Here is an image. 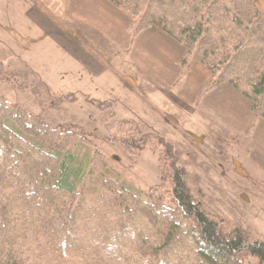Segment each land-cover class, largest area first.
<instances>
[{
	"label": "rangeland",
	"instance_id": "1",
	"mask_svg": "<svg viewBox=\"0 0 264 264\" xmlns=\"http://www.w3.org/2000/svg\"><path fill=\"white\" fill-rule=\"evenodd\" d=\"M125 15L129 27L131 18ZM128 33L132 39L140 34L132 36L129 28ZM167 39H143L142 65L128 55L115 57L114 72L97 83L64 70L63 59L57 57L56 63L52 53L17 55L0 40V97L76 133L80 138L72 137L63 147L73 157L67 166L83 168L94 160L76 192L95 188L110 207L131 208L142 218V230L155 234L163 227L159 210L152 209L156 200L172 205L176 164L193 200L212 219L229 231L241 230L248 243H264V118L256 115L245 96L247 88H206L212 79L209 69L183 64V47ZM196 66L201 68L197 71ZM177 101L183 107L175 105ZM46 144L44 151L54 148ZM110 178L116 184L111 189L105 183ZM10 203L0 184V211L8 212ZM255 263L250 257L245 264Z\"/></svg>",
	"mask_w": 264,
	"mask_h": 264
},
{
	"label": "trees",
	"instance_id": "2",
	"mask_svg": "<svg viewBox=\"0 0 264 264\" xmlns=\"http://www.w3.org/2000/svg\"><path fill=\"white\" fill-rule=\"evenodd\" d=\"M108 1L130 16L132 36L157 29L183 47V64L208 68L206 88H247L264 118V15L250 0ZM72 137L80 138L0 97V184L11 199L9 211H0V264H245L250 257L264 264V243H248L241 230L212 219L176 164L172 205L151 206L162 216L155 234L95 188L76 192L94 160L67 166L73 157L63 147ZM48 141L54 148L44 151ZM105 183L116 187L113 178Z\"/></svg>",
	"mask_w": 264,
	"mask_h": 264
},
{
	"label": "crops",
	"instance_id": "3",
	"mask_svg": "<svg viewBox=\"0 0 264 264\" xmlns=\"http://www.w3.org/2000/svg\"><path fill=\"white\" fill-rule=\"evenodd\" d=\"M250 1L264 14V0ZM163 34L157 29L145 30L132 39L128 17L108 0H0V40L18 52L14 54L52 53L56 63L57 57L63 59L64 70L87 83H97L105 73L114 72L115 57L128 55L132 62L142 65L144 44L170 38ZM176 49L181 53L177 44ZM149 50L153 54V48ZM120 62L125 59L120 58ZM198 68L201 66L195 70ZM174 104L181 105L178 101ZM158 111L164 113L165 109L159 107Z\"/></svg>",
	"mask_w": 264,
	"mask_h": 264
}]
</instances>
